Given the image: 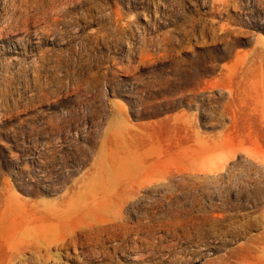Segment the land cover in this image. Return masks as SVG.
I'll list each match as a JSON object with an SVG mask.
<instances>
[{
    "label": "rangeland",
    "instance_id": "obj_1",
    "mask_svg": "<svg viewBox=\"0 0 264 264\" xmlns=\"http://www.w3.org/2000/svg\"><path fill=\"white\" fill-rule=\"evenodd\" d=\"M0 264H264V0H0Z\"/></svg>",
    "mask_w": 264,
    "mask_h": 264
}]
</instances>
